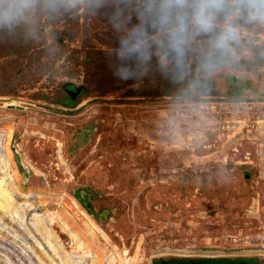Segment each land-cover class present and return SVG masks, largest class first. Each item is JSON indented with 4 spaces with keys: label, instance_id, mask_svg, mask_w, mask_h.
Wrapping results in <instances>:
<instances>
[{
    "label": "rangeland",
    "instance_id": "obj_1",
    "mask_svg": "<svg viewBox=\"0 0 264 264\" xmlns=\"http://www.w3.org/2000/svg\"><path fill=\"white\" fill-rule=\"evenodd\" d=\"M37 1L27 6L45 28L38 47L17 56L10 82L0 61V132L9 161L0 164V264H68L46 233L19 216L26 201L46 213L68 251H79L78 238L97 253V264L109 257V264H151L167 255L264 259V64L211 72V94H131L145 89L146 79L89 75L84 49L158 37L168 29L163 5L140 6L133 27L120 13L87 9L86 0ZM185 3L180 45L189 63L215 50L222 28L264 45V20L251 1ZM65 28L77 36L63 37L61 47L55 39ZM232 49L237 59L250 55L245 44L242 52ZM42 61L53 70L40 75ZM67 82L86 89L73 106L60 102L73 96L63 90ZM9 181L12 198L4 191ZM93 252L86 264H94Z\"/></svg>",
    "mask_w": 264,
    "mask_h": 264
},
{
    "label": "trees",
    "instance_id": "obj_2",
    "mask_svg": "<svg viewBox=\"0 0 264 264\" xmlns=\"http://www.w3.org/2000/svg\"><path fill=\"white\" fill-rule=\"evenodd\" d=\"M31 1L26 0V7L16 10V17L12 23L0 25V61L2 65L9 66L8 75L4 76V78L6 77L5 82L14 80L17 72L10 71L11 66L18 64L16 63L19 60L18 57L32 53L38 47L37 38L45 32L42 21L34 18L29 11L27 5ZM53 1L48 0L49 3ZM57 1L63 3L65 0ZM173 1L174 3H171V0H86L87 9L97 10L100 15L120 13V18L130 25L133 24V27L140 18L137 16L140 6L143 10L146 9V6L163 5L159 11L165 15V21L168 23L166 26L168 29L165 32L152 40L143 41L139 46L132 41V43L129 42L113 49H84L83 67L87 73L96 75L102 71L115 74L129 84L139 81L140 78L146 79L145 83L147 84L143 86L145 89H142L143 91L139 88L129 89L131 94L188 97L199 93L211 94L214 92V81L210 75L213 71L230 65H244L247 69H251L264 64L263 44L254 41L243 43V39H239L224 28L220 30L218 38L215 40V50L189 63L180 45L181 36L187 31L184 28H179L180 25H188L189 14L184 11L185 0L180 3L177 0ZM249 1L256 8L257 18L264 20V0ZM33 2L35 6L39 5L37 0H33ZM17 3L18 0H0V12L6 11L8 5ZM63 16L61 15L57 19L53 18L51 21L61 20ZM240 20L241 18L237 19L238 22ZM250 21L253 22L251 19ZM63 33L62 37L55 39L61 47H63V37H68L71 40L76 39L77 32L72 31L71 28H65ZM244 44L250 51V55H243L237 59V53L233 52L232 48L242 52ZM43 47L49 51L51 45L47 44ZM164 59H168L170 65L165 66ZM37 69L42 75L53 70V67L49 62L42 61L38 64ZM65 85L66 83L63 84V90L73 94L74 88ZM82 87V91L75 98L71 95L67 99H60V102L66 106L76 105L79 97L86 94L84 85ZM151 264H264V259L258 256L167 255L153 258Z\"/></svg>",
    "mask_w": 264,
    "mask_h": 264
},
{
    "label": "bare ground",
    "instance_id": "obj_3",
    "mask_svg": "<svg viewBox=\"0 0 264 264\" xmlns=\"http://www.w3.org/2000/svg\"><path fill=\"white\" fill-rule=\"evenodd\" d=\"M10 126V125H9ZM5 132V131H4ZM7 134V133H6ZM4 140L5 139V135L3 133L0 132V164L3 165L5 168H7V166H9V161H8V157L7 154L5 153L4 149H3V144H4ZM5 145V144H4ZM10 179V178H9ZM4 191L9 192L10 193V197H15V193L13 190V187L11 185V181H9V183H6V186L4 187ZM15 189V188H14ZM16 190V189H15ZM5 199V198H4ZM8 199V198H7ZM9 201V200H8ZM7 201V202H8ZM25 203L23 205V209L21 212V215L19 214V216H22L24 219V222L26 223H30L31 225L34 226V228H39L38 230L41 231L43 234L46 233V237H48V239L50 240V243L53 246V249L57 252V254H59L62 258L65 259V262H68V264H86L85 262V257L88 256V252L91 251L93 252V250L89 247L86 248V244H84V242H80L78 240V238H76V243H77V247L80 248L78 249V252H70L68 251L60 242L59 239L57 238V236L53 235L50 232V228H49V219L47 218L46 213H37V212H33V209H35L34 204H32L29 201L23 202ZM64 211V210H63ZM16 216V215H15ZM64 218V217H63ZM67 219V218H66ZM17 220V219H16ZM20 220V219H19ZM18 222V221H17ZM72 227L74 226L73 223L70 221ZM69 224V223H68ZM74 228V227H73ZM75 232V231H74ZM92 232V231H91ZM79 233V232H78ZM94 233V232H93ZM82 235V234H80ZM91 235V234H90ZM79 236V235H78ZM89 240V239H88ZM50 244V245H51ZM89 245V244H88ZM54 251V252H55ZM94 253V252H93ZM53 254V253H52ZM48 255V254H47ZM51 255V254H50ZM95 258H94V264H97V253L95 254ZM112 257V256H111ZM63 259V260H64ZM62 260V261H63ZM99 261V260H98ZM110 261V257L108 258V264ZM28 263V262H27ZM56 263V262H54Z\"/></svg>",
    "mask_w": 264,
    "mask_h": 264
},
{
    "label": "clouds",
    "instance_id": "obj_4",
    "mask_svg": "<svg viewBox=\"0 0 264 264\" xmlns=\"http://www.w3.org/2000/svg\"><path fill=\"white\" fill-rule=\"evenodd\" d=\"M178 3L182 0H177ZM26 7V0H18L16 5H8L6 11L0 12V25L10 24L15 20L16 10Z\"/></svg>",
    "mask_w": 264,
    "mask_h": 264
},
{
    "label": "water",
    "instance_id": "obj_5",
    "mask_svg": "<svg viewBox=\"0 0 264 264\" xmlns=\"http://www.w3.org/2000/svg\"><path fill=\"white\" fill-rule=\"evenodd\" d=\"M65 86L66 87L71 86V87L74 88V92H73V97L74 98L82 91V88H83L82 86H77V85H75V84H73L71 82H67ZM9 107L10 108H14L15 105H9Z\"/></svg>",
    "mask_w": 264,
    "mask_h": 264
}]
</instances>
